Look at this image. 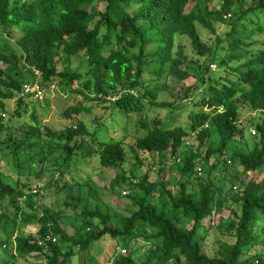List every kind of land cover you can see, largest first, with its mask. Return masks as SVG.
Returning <instances> with one entry per match:
<instances>
[{
	"label": "trees",
	"instance_id": "obj_1",
	"mask_svg": "<svg viewBox=\"0 0 264 264\" xmlns=\"http://www.w3.org/2000/svg\"><path fill=\"white\" fill-rule=\"evenodd\" d=\"M248 2L0 0V38L5 34L14 39L19 49L1 48L0 44V108L5 111L2 99L18 96L16 120L25 114L21 112L23 106L25 111L28 109L23 95L25 85L37 81L43 90L56 83L86 100L93 96L99 103L110 102L129 114L141 112L149 104H170L158 101L168 86L147 85L144 74L146 66L156 64L158 80L166 73L187 79L182 65L190 59L184 46L176 45L177 37H186L198 55L213 59L210 62L219 58L227 66L239 62L235 69L231 67L233 77L208 84L202 95V109L188 113V128L164 127L155 118L146 135L132 140L124 136L106 143L82 124L68 125L62 133L46 128L63 151V158L54 159L61 171L68 169L76 155H97L102 169L121 167L126 158L125 145L140 164L141 153L157 154L158 171L150 169L141 177L116 175L111 181L112 188L118 189L127 184L133 190L136 184L134 195H129L133 205L129 216L105 211L101 204L92 207L80 188L73 193L64 177L54 182L56 193L66 191L60 205L46 206L43 197L39 202L33 200L39 190L33 192L31 180L39 182L49 160L44 151L34 150L28 155L22 148L26 144L30 149L41 147L42 125L36 112L35 126L27 128L14 124V119L5 126L0 115V152L8 149L2 155L13 154L19 174L25 162L28 168L43 164L40 171L35 168V172H28L24 182L0 168V216H12L16 222L12 230L15 255L7 256L9 260L1 264H15L17 258L40 260L28 264H74V258H78L80 264H85L93 243L106 236L115 246L129 244L127 253L112 258L109 264H264V47L254 52L245 41L251 33L237 34V26L249 12L264 11V0H252L246 8ZM228 19H232L227 36L231 39L229 50L235 52L230 59L226 55L218 58L204 41L197 23L215 31L214 22L225 23ZM245 58L249 59L243 62ZM75 63L78 66L73 69ZM205 67L210 69L208 64ZM13 70L16 75L11 73ZM243 108L261 112L262 118L251 123L256 128L252 132L256 136L253 147L234 150L231 143L245 139V128L239 123ZM93 109L90 102L83 101L66 107L63 116L75 121ZM141 125L148 123L142 121ZM17 130L25 136L19 144ZM193 136L197 147L184 149ZM55 146L50 147L52 153L58 150ZM229 161L239 171L227 172ZM6 200L15 207L14 215L2 206ZM18 200H24L32 211H25ZM64 218L71 220L73 233L66 228ZM29 224L39 226L35 235L21 231ZM210 237L212 243L208 242ZM140 239L150 245L141 263L135 259L133 249V243ZM12 242L7 238L4 246ZM5 251L8 255L9 250Z\"/></svg>",
	"mask_w": 264,
	"mask_h": 264
},
{
	"label": "rangeland",
	"instance_id": "obj_2",
	"mask_svg": "<svg viewBox=\"0 0 264 264\" xmlns=\"http://www.w3.org/2000/svg\"><path fill=\"white\" fill-rule=\"evenodd\" d=\"M252 0H249L246 8H249L253 3ZM216 9L221 15L225 13L219 9V6ZM249 12L242 20L240 25L237 26L238 32L240 35H248L251 33L246 43H249L250 49H253L254 52H257L258 49L264 47V29L263 31L259 30V26L264 28V11L260 12ZM231 20L228 19L225 23L223 22H214L215 31L204 28L200 23H197V26L202 34L204 41L212 49L213 54L218 58H232L231 55L234 54V50H229V44L231 42L227 40L228 33L231 32L232 27ZM243 40V39H242ZM261 41L262 44L258 45L257 42ZM1 48L10 47L14 51H19L16 41L14 39L8 38L5 34L0 38ZM182 44L184 50L190 59V62L182 65L183 71L188 73L187 79H178L174 77L171 73L164 74L159 80L155 76L158 66L156 64H150L145 67L146 71L144 74V79L146 80L147 85H167L168 88L161 92L158 101H163L167 104L166 106H155L148 105V108L141 112H133L129 114L127 111L115 107L113 104L99 103L93 96H90L91 100H86L85 98L79 97L74 92L64 90L62 85L59 86L56 83L52 84L49 88H45L41 91V98H30L24 94V98L27 101V110L26 106H23L21 112L25 113L22 118L16 120V114L19 110L18 96L14 99L4 98L2 101L5 103V111L0 108V115L3 117L4 125L7 126L8 122L10 123L11 119H14V124L22 125L23 127H28L29 125L35 126L34 122V112L37 114L38 121L41 123L42 139L41 147H33L25 145L22 148V151H26L28 155H32L33 151H44L48 156V162L45 163V170L42 172L40 180L38 183L34 182L36 180H31L32 185L34 184L33 192L36 190L38 196H35L33 200L39 202L42 197L44 198L42 202L44 205H54L61 204L65 199V192L60 191L56 193L57 186H54V182L67 181L68 185H71L73 193L77 194L78 189L83 192V196L90 203L92 207H95L97 204H101L103 209L107 211L111 210L116 215L124 217L129 216L133 211V205L131 196L135 193L136 184L132 186L133 190H130V185L124 184L119 189L112 188L111 181L116 175H124L129 178L132 175L141 177L148 170L152 169L153 171H158L160 168V162L157 154H152L150 156L148 153H141L140 164L135 157V154L130 150L128 145H125L126 148V158L121 167L114 169H102L100 167L99 158L97 155L91 156H78L76 155L68 164V169L66 171H61L55 163L54 159L63 158V151L59 147L57 141L52 140V136L47 134L46 128H49L51 131L56 133H62L63 130L72 124H82L87 127V130L90 133H97L98 137L103 142H109L112 140H118L127 136L129 140H132L134 137L144 136L148 133V130L151 128V121L158 118L162 121L164 127H173L175 125H181L186 128L190 127V120L188 113L195 112L202 109V95L205 94L208 84L214 82L215 79L222 80L227 76L233 77L231 67L234 69L239 65L238 61L229 62L227 66L219 58L217 61H212V58L206 56L198 55L193 47L190 44V41L184 37L176 38V45ZM259 47V48H258ZM244 48V47H243ZM243 48L241 51H243ZM177 51V47H175ZM213 56V55H211ZM210 56V57H211ZM250 58V56H249ZM245 58L243 62L248 60ZM210 66L209 70H206L205 65ZM217 65L218 68L213 67ZM78 66L75 63L73 69H76ZM202 66V67H201ZM63 64L59 65V69H63ZM84 69H82L83 71ZM16 75V71H11ZM76 86V85H75ZM90 102L93 105V111L90 113H85L80 116L77 120H66L63 116V111L66 107L82 102ZM197 103V104H195ZM207 110V109H205ZM262 118L261 112H256L250 110L249 108H243L239 117V123L245 128V139L236 140L231 143L230 148L234 150H249L253 147L254 141H256V136H253V131L256 130L251 123H257ZM142 121L148 123V126L142 127ZM18 137L16 138L17 144L24 141V134L17 130ZM4 133V132H3ZM4 137V136H3ZM248 141V142H247ZM196 138L191 137L183 146L184 149H189L191 146L197 147ZM56 145L57 151H51L50 147ZM191 145V146H190ZM30 149V150H28ZM10 150V149H9ZM8 149H4L3 152H0V168L6 174H9L12 178L21 177V181H25V177L28 172H35V168L40 171L43 165L42 163H35L28 168L26 162L23 164V170L19 174L18 167H16L14 162L13 154L2 155L7 153ZM23 154L19 155V158L22 159ZM62 160V159H61ZM227 172L234 173L235 170H238L236 164L227 165ZM239 171V170H238ZM63 175V176H62ZM154 180V177L151 178V181ZM220 183V178L218 180ZM78 183L82 184L81 186ZM175 183V182H174ZM229 183L225 185V192L228 191ZM129 188V190L127 189ZM122 192V193H121ZM121 193V194H120ZM131 194V196H129ZM20 201V205L23 206L24 210L32 211L31 208H28L25 205L24 200ZM3 207H7L9 213L14 215L15 207L11 205L9 200H6ZM66 221V228L70 233L74 232V229L71 227L68 218H64ZM95 221H98L96 219ZM20 223L18 220L17 223ZM16 222H14L12 216H0V264L5 260H9V257L15 255V233L12 230L15 228ZM19 229V227L16 226ZM39 226L35 224L25 225L21 228L23 233H37ZM11 238L13 240L12 245L4 246V240ZM208 242H213V237L208 239ZM129 244L121 243L118 246H115V242L110 236L104 237L100 242H95L91 246L89 255L86 257L85 264H109L112 261V258L118 257L124 253H127ZM135 250L134 257L136 260L140 261L150 249L148 242L140 239L139 242L133 243ZM8 249V255L5 251ZM77 253V249H74ZM211 252V249H210ZM38 259H22L17 258L15 264H28L37 262ZM74 264H80L78 258H74Z\"/></svg>",
	"mask_w": 264,
	"mask_h": 264
},
{
	"label": "built area",
	"instance_id": "obj_3",
	"mask_svg": "<svg viewBox=\"0 0 264 264\" xmlns=\"http://www.w3.org/2000/svg\"><path fill=\"white\" fill-rule=\"evenodd\" d=\"M213 67L216 68V65H214ZM43 89L41 88V85L39 84V82H30V83H27L24 87V94H27V95H33L35 98L39 97L41 98V91ZM255 133V132H253ZM229 163H231V161H229ZM34 193H37L36 190H34Z\"/></svg>",
	"mask_w": 264,
	"mask_h": 264
}]
</instances>
